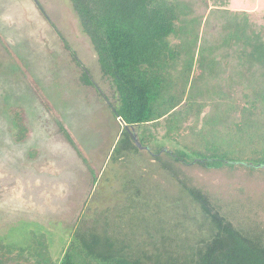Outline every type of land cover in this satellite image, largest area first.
Returning <instances> with one entry per match:
<instances>
[{
	"label": "trees",
	"instance_id": "trees-1",
	"mask_svg": "<svg viewBox=\"0 0 264 264\" xmlns=\"http://www.w3.org/2000/svg\"><path fill=\"white\" fill-rule=\"evenodd\" d=\"M71 3L114 85L113 101L56 32L84 70V84L96 86L122 121L113 160L145 149L179 182L181 196L167 198L179 212L169 224L150 226L147 218L164 208L159 201L157 213L141 206L134 218L126 215L127 228L103 217L91 227L81 221L55 257L43 239L11 243L0 236V264H264V235L236 227L175 165L264 167V22L232 9L231 0ZM15 113L11 123L22 140L26 127ZM179 214L183 224L174 222Z\"/></svg>",
	"mask_w": 264,
	"mask_h": 264
},
{
	"label": "rangeland",
	"instance_id": "rangeland-1",
	"mask_svg": "<svg viewBox=\"0 0 264 264\" xmlns=\"http://www.w3.org/2000/svg\"><path fill=\"white\" fill-rule=\"evenodd\" d=\"M39 1L113 101L114 85L102 74L71 0ZM15 2L22 10L12 13L6 11L12 0H0V236L11 243L43 239L55 257L81 221L91 227L103 217L127 228L126 215L134 218L141 206L157 213L160 201L164 208L147 220L152 227L169 224L179 212L168 206L181 196L179 182L145 149L113 160L123 125L97 87L84 84V70L41 10L32 1ZM230 7L264 22V0H231ZM15 111L26 127L22 140L12 124ZM175 165L236 227L264 235V167ZM187 205L183 200L180 209ZM179 216L175 223L187 221Z\"/></svg>",
	"mask_w": 264,
	"mask_h": 264
},
{
	"label": "crops",
	"instance_id": "crops-1",
	"mask_svg": "<svg viewBox=\"0 0 264 264\" xmlns=\"http://www.w3.org/2000/svg\"><path fill=\"white\" fill-rule=\"evenodd\" d=\"M31 1L36 5V7H38L37 4H36V2H35L34 0H24V4H23V5H26V4H27V5L30 6V2H31ZM17 3H18V2H17ZM13 4H16L15 0H12L11 6H12ZM21 4H22V2H21ZM3 7H4V6H3ZM3 7L0 9V11L4 9ZM27 7H28V6H27ZM16 8H17V9H16ZM16 8H13V6H12V8H10V10L6 9V11H7V12H12V13H14V12H16V10H19L18 8H20V10H22V6H21V5H16ZM38 9H39V8H38ZM12 10H13L14 12H13Z\"/></svg>",
	"mask_w": 264,
	"mask_h": 264
},
{
	"label": "water",
	"instance_id": "water-1",
	"mask_svg": "<svg viewBox=\"0 0 264 264\" xmlns=\"http://www.w3.org/2000/svg\"><path fill=\"white\" fill-rule=\"evenodd\" d=\"M119 120H120V119H119ZM120 122H122V121L120 120ZM137 144H138L140 147H142L141 143H139L138 140H137Z\"/></svg>",
	"mask_w": 264,
	"mask_h": 264
}]
</instances>
